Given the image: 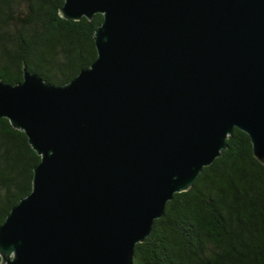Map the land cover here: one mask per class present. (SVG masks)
Here are the masks:
<instances>
[{"label": "water", "instance_id": "obj_1", "mask_svg": "<svg viewBox=\"0 0 264 264\" xmlns=\"http://www.w3.org/2000/svg\"><path fill=\"white\" fill-rule=\"evenodd\" d=\"M103 14L96 60L56 85L0 78V118L41 156L0 225L1 264H133L238 128L264 164V0H65Z\"/></svg>", "mask_w": 264, "mask_h": 264}, {"label": "trees", "instance_id": "obj_2", "mask_svg": "<svg viewBox=\"0 0 264 264\" xmlns=\"http://www.w3.org/2000/svg\"><path fill=\"white\" fill-rule=\"evenodd\" d=\"M64 2L0 0L1 79L21 82L26 66L61 85L96 60L94 33L103 14L67 19ZM227 142L193 186L168 201L136 245L133 264H264V164L246 132L235 128ZM40 161L27 134L0 118V225L32 191Z\"/></svg>", "mask_w": 264, "mask_h": 264}]
</instances>
